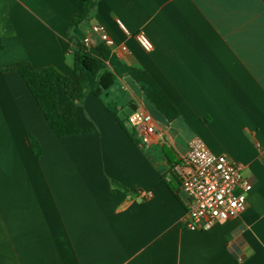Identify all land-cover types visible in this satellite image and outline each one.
I'll return each instance as SVG.
<instances>
[{
  "label": "crops",
  "instance_id": "0c3cea01",
  "mask_svg": "<svg viewBox=\"0 0 264 264\" xmlns=\"http://www.w3.org/2000/svg\"><path fill=\"white\" fill-rule=\"evenodd\" d=\"M82 4L0 0V67H54L73 87L74 41L99 24L127 49L106 47L107 69L147 73L178 117L168 122L124 72L125 94L89 91L80 103L57 83L58 111L78 129L58 139L20 75L0 72V264H264V0H94L70 26ZM102 46L92 36L85 48L102 60ZM130 105L161 137L144 145L125 130ZM194 137L252 183L242 214L198 231L184 225L186 197L162 153L180 164Z\"/></svg>",
  "mask_w": 264,
  "mask_h": 264
},
{
  "label": "built area",
  "instance_id": "2783aa9c",
  "mask_svg": "<svg viewBox=\"0 0 264 264\" xmlns=\"http://www.w3.org/2000/svg\"><path fill=\"white\" fill-rule=\"evenodd\" d=\"M117 24L129 35L121 23ZM92 36L117 57L127 51L125 46L116 49L102 25H92L82 44L88 45ZM134 38L144 51L152 50V43L144 33L138 32ZM124 122L136 133L141 144L149 145L154 135L161 137L154 119L147 113L131 112ZM171 171L179 178L180 189L186 197L184 225L188 230H207L214 223L233 219L246 210L252 183L242 175L238 165L225 155L211 153L200 138L189 141L182 163L173 165Z\"/></svg>",
  "mask_w": 264,
  "mask_h": 264
},
{
  "label": "trees",
  "instance_id": "16d2710c",
  "mask_svg": "<svg viewBox=\"0 0 264 264\" xmlns=\"http://www.w3.org/2000/svg\"><path fill=\"white\" fill-rule=\"evenodd\" d=\"M93 6L94 0H83L81 13L72 19L70 26L77 25L87 19ZM74 43L76 48L73 52L75 80V85L73 87L71 86L72 80L54 67L38 69L27 62L0 67L1 73L16 71L20 75L45 121L58 139L75 136L78 134V129L69 116L61 114L58 111L57 83H62L65 94L70 101L80 103L89 91L94 92L98 97L106 95V93L110 92V90L115 87L119 74L124 72L140 86L146 100L153 105L168 122L178 117V112L173 104L147 73L129 67H122L120 69L121 72L117 70V67L110 71L104 64V60L107 59L109 55L106 47H100L99 52L102 56V60H100L92 57L87 52L84 44L78 41H74ZM1 47L2 42L0 39V48ZM107 108L108 111L118 119V112L109 101L107 103ZM29 141L35 157H40L41 148L38 142L33 137H29ZM162 153L169 165L173 166L179 163L169 148L164 146L162 148Z\"/></svg>",
  "mask_w": 264,
  "mask_h": 264
},
{
  "label": "rangeland",
  "instance_id": "374dc122",
  "mask_svg": "<svg viewBox=\"0 0 264 264\" xmlns=\"http://www.w3.org/2000/svg\"><path fill=\"white\" fill-rule=\"evenodd\" d=\"M116 91H119L118 95H123L125 94V92L123 90L120 89V86H119V81H117L115 87L110 90V92L106 93V96L113 93V92H116ZM124 126H125V130L128 132V133H131L132 132V135H135L136 136V133L132 131L131 127L128 125V124H125L124 122ZM35 156V155H34ZM36 158V157H35ZM39 158V157H38Z\"/></svg>",
  "mask_w": 264,
  "mask_h": 264
},
{
  "label": "water",
  "instance_id": "95a60500",
  "mask_svg": "<svg viewBox=\"0 0 264 264\" xmlns=\"http://www.w3.org/2000/svg\"><path fill=\"white\" fill-rule=\"evenodd\" d=\"M135 111L134 107L132 105L129 106L128 109H125L121 112V115L119 114V118H121V116H123L125 119L127 116H129L131 114V112Z\"/></svg>",
  "mask_w": 264,
  "mask_h": 264
}]
</instances>
